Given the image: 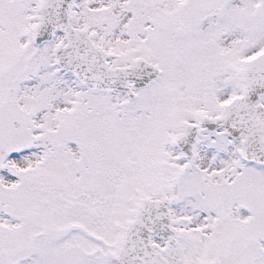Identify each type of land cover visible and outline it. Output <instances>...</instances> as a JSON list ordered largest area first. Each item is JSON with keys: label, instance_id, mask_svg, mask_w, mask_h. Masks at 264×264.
Instances as JSON below:
<instances>
[{"label": "snow or ice", "instance_id": "obj_1", "mask_svg": "<svg viewBox=\"0 0 264 264\" xmlns=\"http://www.w3.org/2000/svg\"><path fill=\"white\" fill-rule=\"evenodd\" d=\"M0 264H264V0H0Z\"/></svg>", "mask_w": 264, "mask_h": 264}]
</instances>
